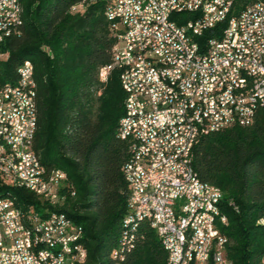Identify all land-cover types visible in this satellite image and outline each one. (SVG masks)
<instances>
[{
  "label": "built area",
  "instance_id": "built-area-1",
  "mask_svg": "<svg viewBox=\"0 0 264 264\" xmlns=\"http://www.w3.org/2000/svg\"><path fill=\"white\" fill-rule=\"evenodd\" d=\"M234 2L102 1L116 43L113 64L99 71V79L105 82L116 68L126 94L116 137L128 145L129 156L122 171L127 185H135V196L128 198V211L141 205L148 223L149 207L157 208L159 234L166 235L173 248L171 264H175L185 217L200 208L218 209L221 204L219 197L196 185L195 177L193 185H186L175 162L176 152H184L191 164L198 137L234 125L246 127L264 107V1L257 0L237 14L233 12ZM181 14L191 18L183 22L178 17L172 19ZM221 24L225 26L219 35L207 38L203 48L193 46L195 35ZM15 35L14 0L0 1L2 47ZM3 57L5 54H0ZM28 77V69H21L20 81L13 82L12 87L0 86V92L7 93V102L0 104V185L12 187L7 152L19 148L23 176L30 180L28 191L40 193L39 170L29 148L31 116L23 114L20 104V96L30 99ZM184 119L194 123L190 148L181 145ZM133 171L141 172L142 181L133 179ZM172 177H179V184H172ZM54 181L52 203H44L39 210L30 207L31 211H52V218L35 220L40 244L48 245L45 263L73 264L83 232L74 223L61 222L60 212L54 211L65 199L61 193L65 182L57 172ZM223 245L215 224L203 220V227L195 230L185 251L183 264H203V260L224 264ZM0 264H36L28 236L23 235L18 215L8 203H0Z\"/></svg>",
  "mask_w": 264,
  "mask_h": 264
},
{
  "label": "trees",
  "instance_id": "trees-1",
  "mask_svg": "<svg viewBox=\"0 0 264 264\" xmlns=\"http://www.w3.org/2000/svg\"><path fill=\"white\" fill-rule=\"evenodd\" d=\"M257 0H235L234 14ZM264 1V0H261ZM20 34L0 49V85L16 80L24 62L33 65L36 89V132L33 152L47 173L61 171L65 196L54 211L64 213L83 232L82 264H166L155 231L143 221L131 250L113 258L128 211L129 188L123 175L127 143L116 137L126 94L113 68L105 82L99 71L113 64L116 39L105 5L90 0H20ZM82 12V13H81ZM178 17L181 22L191 18ZM225 24L197 39L218 36ZM191 165L200 182L221 192L226 224L225 257L230 264H263L264 107L250 125L231 126L199 137ZM0 197L16 206L39 210L33 193L0 185ZM212 264V263H210Z\"/></svg>",
  "mask_w": 264,
  "mask_h": 264
},
{
  "label": "bare ground",
  "instance_id": "bare-ground-1",
  "mask_svg": "<svg viewBox=\"0 0 264 264\" xmlns=\"http://www.w3.org/2000/svg\"><path fill=\"white\" fill-rule=\"evenodd\" d=\"M3 1V0H0ZM92 2H102L109 0H90ZM13 0H5V3H12ZM14 12H15V23L18 28V35L20 34V27L22 25V7L20 0H14ZM15 35V36H18ZM202 35H195L193 39V46L195 48H203V44H199L197 39ZM2 47V37H0V48ZM21 69H28V85L31 92L30 99L28 96H20L21 110L25 116H31V130L29 131V148L31 151V158L34 161V167L38 172V179L40 181V188H43V192H31L33 193L41 202L43 203H52V194L54 193L55 188V172L59 174L62 180L66 181V174L61 171H53L47 173L45 168L40 164L37 155L33 152V141L36 132V123H37V114H36V85L33 78V65L26 61L22 63L16 70V80L20 81ZM3 87H12V83L8 82ZM7 102V93L0 92V104ZM184 133L181 136V145L183 148H190L192 135L194 131V123L192 119H184ZM120 130V121L117 127L116 132ZM199 138V137H198ZM197 138V139H198ZM196 142V141H195ZM195 144V143H194ZM193 144V146H194ZM7 159L10 163V170L13 173L12 187L21 188L28 191L30 188V180L27 177L23 176L24 173V161L22 158V153L19 148L8 149ZM175 162L179 163V171L183 172L185 176L186 185H193V177L196 179V185L202 189H207V194L213 197H219L221 201L222 196L219 189L200 182L195 171L192 168V165L189 164V159L184 152H176ZM133 179L135 181H142V174L140 171H133ZM67 182V181H66ZM68 183V182H67ZM172 184H179V177H172ZM129 188V197L135 196V185H128ZM0 203H8L14 208L16 214L18 215V222L23 229V235L28 236V244L31 252H34V261L36 264H46L45 263V254L48 252L47 244H40V228L35 223L37 221H45L52 218V211H31V207L23 209L16 206V203L9 197H0ZM221 205V204H220ZM219 205L218 209L213 208H200L196 211V214H188L185 217V223L182 225L180 242L178 243L177 248V257H175V264H183L185 261V251L189 248V244L192 240L194 232L196 229H201L203 227V220L210 222V224H215V231L219 233L220 238L222 239V253L225 254V245L227 243L226 237H224L220 228L226 224V217L222 213L221 206ZM35 218V219H33ZM61 222L72 223L68 217L60 212ZM147 219L150 227L157 234L158 239L160 240L163 250L167 254V263L171 264L173 260V248L170 244V241L167 239L166 235L159 234V228L161 226V218L158 217L157 208L149 207L147 211ZM145 221V216L141 214V205H134L131 208V211H128V216L123 219V229L120 236V241L118 247L113 251V258L118 259L120 255L124 252L129 251L133 248L134 241L136 238V233L138 225L140 222ZM260 224L264 225V215L260 220ZM82 232V229H81ZM82 238H78L79 251L77 256L73 259V264H82L86 258V251L82 244ZM230 261L224 257V264H230ZM212 263L210 260H203V264ZM264 264V259H263Z\"/></svg>",
  "mask_w": 264,
  "mask_h": 264
}]
</instances>
